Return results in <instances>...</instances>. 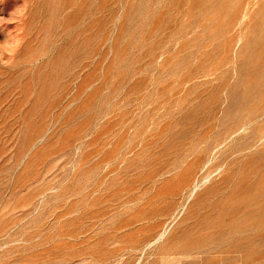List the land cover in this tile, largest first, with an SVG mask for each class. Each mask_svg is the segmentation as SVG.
Here are the masks:
<instances>
[{"label": "rangeland", "instance_id": "obj_1", "mask_svg": "<svg viewBox=\"0 0 264 264\" xmlns=\"http://www.w3.org/2000/svg\"><path fill=\"white\" fill-rule=\"evenodd\" d=\"M0 264H264V0H0Z\"/></svg>", "mask_w": 264, "mask_h": 264}, {"label": "bare ground", "instance_id": "obj_2", "mask_svg": "<svg viewBox=\"0 0 264 264\" xmlns=\"http://www.w3.org/2000/svg\"><path fill=\"white\" fill-rule=\"evenodd\" d=\"M195 187H196V184L194 183L192 189H194Z\"/></svg>", "mask_w": 264, "mask_h": 264}]
</instances>
